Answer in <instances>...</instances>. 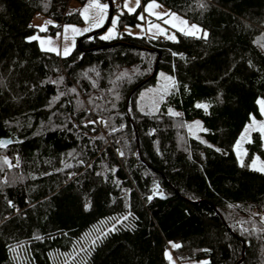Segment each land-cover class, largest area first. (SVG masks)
<instances>
[{
    "label": "trees",
    "instance_id": "1",
    "mask_svg": "<svg viewBox=\"0 0 264 264\" xmlns=\"http://www.w3.org/2000/svg\"><path fill=\"white\" fill-rule=\"evenodd\" d=\"M155 1L208 38L122 32L138 8L119 14L116 38L84 35L59 56L19 24L32 10L82 23L70 0H0V264H169L170 242L177 264H264V173L248 165L264 159L261 136L243 167L234 150L261 116L264 0ZM159 72L175 86L143 113L134 96ZM192 120L201 139L185 134Z\"/></svg>",
    "mask_w": 264,
    "mask_h": 264
},
{
    "label": "rangeland",
    "instance_id": "2",
    "mask_svg": "<svg viewBox=\"0 0 264 264\" xmlns=\"http://www.w3.org/2000/svg\"><path fill=\"white\" fill-rule=\"evenodd\" d=\"M100 2L104 3V4H108L105 0H100ZM150 2H152V0H149V1L145 2V3H143V4L141 3L140 7H139L140 10H139L137 19H138L140 14H143L145 16V20L141 21V20L138 19V21L134 25L124 24L123 27H122V32H124L126 34H129L128 30L130 29L131 33H132L131 36H133V37H138V38H142L143 37L145 39H151V40H157L159 37H164L166 40L172 41V40L167 39L166 35H164V34H158L157 38H155V39L150 38V37H152L153 33L156 30L153 29L152 32L148 31L149 22L154 23V24H159L161 27L165 28L167 30V34L168 35H171V34L174 33L176 35V37H177V32H179L177 29L172 28L170 25L164 24L163 20H159V19L156 18V16H153V15L149 14L147 11H145L146 6ZM86 3H88V0H85L82 3L77 1V0H70L69 8L71 10H73V11L78 10V9H82L85 6ZM112 3H113V6L115 7L116 10H115V12L112 15L111 22L116 16H119V14L121 12L122 13L123 12L129 13L127 11V9L124 8L125 0H112ZM155 3L161 5V7L158 8V9H154V11H156L158 13H164V12L175 13V12H171L166 6L158 3L157 1H155ZM135 6H136V0H130L129 7H135ZM137 9L138 8H136V10ZM92 11H95V10H92ZM175 14L177 16L181 17L183 20H186L183 16H181V15H179L177 13H175ZM0 15L4 16V18L7 17L6 15H4V13L1 10H0ZM80 16L82 17L81 14H80ZM107 16H108V10H107V15H106V18L104 20L103 25L105 24V22L107 20ZM168 18L169 17H167V16L164 17V19H168ZM48 20L49 19L43 17L42 15H40L38 13H34V15H33L32 11H30L28 17L26 19H24V20L22 19V23L19 24V25L22 24V26H26L27 24H30V25H32V27H34V30L27 34L26 40L28 41V43L33 44L35 46V48H37V49H39L41 51H43V50L41 49V43L40 42H41V40H43V41H45V47L56 46L62 52L64 47L68 46V47L72 48V50H71V52H72L73 49L77 45V41H78L79 37H82L84 35H88L89 33H92L93 31L98 30V29H100L103 26L102 25L101 27H94L90 31L83 32L82 34H79V35L73 33L71 30H69V32L67 33L68 39L65 40L64 39V26L65 25H73V26H76L79 29H84V28H88L90 26L91 21L86 22L83 19V17H82V20H83L82 23H77L76 24V23L66 22L64 24L58 25V27H56L55 23H52V24H49L47 26V30L46 31H40V26H43L45 24V22L48 21ZM111 22H110V24H109L107 29H105L104 31L99 33V37L100 38L108 34V29L112 27V23ZM138 24L142 25L143 31L141 30V27H137ZM19 25H17V26H19ZM50 25H52L53 27H50ZM188 25L190 26V25H197V24L188 22ZM197 26H199V25H197ZM199 28H201V27L199 26ZM203 31H205V30H203ZM118 33H119V31H118V23H117V26L115 28V36H114V38H116L119 35ZM179 33H181V32H179ZM58 34H60L59 37H58ZM199 35L202 36V33H200ZM33 36H38L39 39L30 40L29 38L33 37ZM49 39H51L53 41L52 45H49L47 43V41ZM108 40H110V39H108ZM73 42H74V47H73ZM46 52H50V53L56 54L55 52H51V51H46ZM59 56H63V55H59ZM161 73L162 72H159L157 74V77H156L155 82L153 84H149L148 86L142 88L134 96V101H135L134 105H135V107L137 109H139L143 113L145 112L147 114H153L154 112H156L158 110V108H159L160 103L164 99L165 95L167 94V92H169L170 88L172 87V82L166 81L164 79V77L161 76ZM164 76H168V75L164 74ZM165 84L168 85L167 91H164V85ZM259 100H261V99H259ZM258 106H259V111H260V105L258 104ZM260 114H261V116L259 118L255 117L256 121L264 122V114H262L261 111H260ZM196 122H199V124H197ZM251 123H252V120L250 118L249 122L245 125V127L242 130V132L239 134L235 145L237 144V141H239L241 139V136L244 133V130H245L246 126H248ZM189 126H191V127H189ZM184 129H185L184 130L185 134L188 137L201 139V137L203 136L201 134V131L203 130V128H202L200 120H195V121L192 120L190 122H185L184 123ZM254 132H258L259 135L261 136L262 146L264 148V133H260L258 131V125H257V130H252L250 132V134L246 137V139L241 141V146H240V149H239L240 156L237 155V150H236L235 145H234V150H235V153H236V156H237V159H238L239 162H240L241 158L242 159L244 158V156L246 154V143L250 141L251 135ZM120 152H121L120 150H117V154L120 157H122L120 155ZM256 157H259V156L258 155H253L252 156V158H251V160L249 161V164H248L249 166L251 165L253 159H255ZM260 166H264V159L261 158V157H259V160L257 161V168H259ZM173 245H175V244L173 242H170L168 248H166V250H165V256L168 259L169 264H177V261H176L174 255H173V253H172ZM169 256L171 257V259H169Z\"/></svg>",
    "mask_w": 264,
    "mask_h": 264
},
{
    "label": "snow or ice",
    "instance_id": "3",
    "mask_svg": "<svg viewBox=\"0 0 264 264\" xmlns=\"http://www.w3.org/2000/svg\"><path fill=\"white\" fill-rule=\"evenodd\" d=\"M129 3L130 0H125V4H124V8L127 9V11L129 13H135L136 12V8L140 7L141 4V0H136V6L135 7H129ZM47 7V5H45V8ZM161 5L155 3V0H152V2H150L146 8L145 11H147L149 14L156 16L157 19L159 20H163L164 24H168L170 25L172 28L177 29L179 32L183 33L185 36H192V37H197V38H203V39H207L208 38V33L206 31H203L201 28H199V26L197 25H188V22L186 20H183L181 17L177 16L175 13H170V12H164V13H158L156 11H154V9H158L160 8ZM201 7H204L203 4H201ZM109 8L108 4H104L101 3L100 0H88V3L85 4V6L82 9H78L75 11H78L83 19L88 22L91 21L90 26L88 28H84V29H79L76 26L73 25H65L64 26V39L67 40L68 36L67 33L69 32V30H71L73 33L79 35L82 34L83 32H87L90 31L92 28L94 27H101L104 23V20L106 18L107 15V10ZM95 10V11H92ZM91 13V14H90ZM72 13L70 12L69 15H71ZM121 14H123L121 12ZM169 17L168 19H164V17ZM139 20L144 21L145 20V16L143 14H140L138 17ZM119 21V16H116L113 20H112V27L108 29V34L101 37V39H112L115 36V28L117 26V23ZM53 22L51 20H48L45 22V24L43 26H40V31H46L47 30V26L49 24H52ZM30 27H32V25H30ZM137 27H141V30L143 31L142 25H137ZM153 29H155L156 31L153 33L152 39L157 38L158 34H164L166 35V38L175 42H178L176 35L173 33L171 35L167 34V30L163 27H161L159 24H154L149 22V26H148V31L152 32ZM129 34L131 35V30H128ZM202 33V36H200L199 34ZM60 34H58L59 37ZM30 40H36L39 39L38 36H33L29 38ZM262 41H264V38H261V41H257V43L261 44V47H264V43H262ZM41 49L43 51H51V52H55L57 55H63V56H68L71 53L72 48L65 46L63 51L61 52L59 50L58 47L56 46H50V47H45V41L41 40ZM47 43L49 45L53 44V41L51 39H49L47 41ZM73 47H74V42H73ZM173 55H180L181 57L183 56V54H177V53H173ZM124 75H127V73H125ZM161 76L164 77V79L166 81H170L172 82V86H175V81L173 77L170 76H164L163 73H161ZM63 78H61V82H62ZM53 83H56V81H53ZM168 89V85L165 84L164 85V91H167ZM71 92H75L76 89L72 88L70 89ZM61 95H63V93H61ZM55 99H59V97H56ZM258 104L260 105V111L262 114H264V99H261L258 101ZM199 108H204L205 111H207L209 105L207 104H197L196 105ZM171 115L174 116H180L181 113L178 112H171ZM252 123L249 124L248 126H246L244 133L241 136V139L239 141H237V144L235 145V148L237 150V155L240 156V146H241V141L245 140L246 137L250 134V132L252 130H257V125H258V131L260 133H264V122H258L256 121V118L253 116L251 117ZM100 123H104L103 120L99 121ZM89 123L95 124L97 123V121H89ZM197 124H199V122H196ZM191 127V126H189ZM206 131V129H205ZM11 141H4V140H0V147H6L8 143H10ZM217 151H220V149H217ZM120 155L123 156L124 153L120 152ZM259 160V157H256L255 159H253L250 167L253 170H257L260 171L262 173H264V166H260L259 168H257V161ZM3 164H6L8 167H12L13 165L11 164V162L9 161V159L7 157H3L2 159ZM240 166L243 167L244 166V162L243 159H240ZM65 167H71V165H65ZM149 199H151V197H149ZM9 205L13 206L11 201H9ZM90 207V205H89ZM229 207H232L231 205H229ZM128 217L125 216L123 217L124 220H126ZM119 222V221H118ZM115 226H113V228L111 229V231H115ZM103 235H107V233H104ZM37 239H40V237H37ZM101 237H97L96 240H92V245H95L97 243V240H100ZM180 245H173V247H179ZM84 249H82L83 251ZM207 251V250H205ZM169 259H171V257L169 256Z\"/></svg>",
    "mask_w": 264,
    "mask_h": 264
},
{
    "label": "water",
    "instance_id": "4",
    "mask_svg": "<svg viewBox=\"0 0 264 264\" xmlns=\"http://www.w3.org/2000/svg\"><path fill=\"white\" fill-rule=\"evenodd\" d=\"M106 2H107L108 5H109L107 20H106L105 24H104L100 29L93 31L92 33H89V34H88L89 36H90V35H93V34H99V33H101V32L104 31V30L107 28V26L110 24L111 19H112V15H113V3H112V0H106ZM158 59H159V56H158L157 60H158ZM154 73H155V69H154ZM154 73H153V74H154ZM153 74H152V75H153Z\"/></svg>",
    "mask_w": 264,
    "mask_h": 264
},
{
    "label": "built area",
    "instance_id": "5",
    "mask_svg": "<svg viewBox=\"0 0 264 264\" xmlns=\"http://www.w3.org/2000/svg\"><path fill=\"white\" fill-rule=\"evenodd\" d=\"M158 40H159L160 42H164V41H165V38H164V37H159Z\"/></svg>",
    "mask_w": 264,
    "mask_h": 264
},
{
    "label": "crops",
    "instance_id": "6",
    "mask_svg": "<svg viewBox=\"0 0 264 264\" xmlns=\"http://www.w3.org/2000/svg\"><path fill=\"white\" fill-rule=\"evenodd\" d=\"M32 13H33V15H34V11L32 10ZM30 22V21H29Z\"/></svg>",
    "mask_w": 264,
    "mask_h": 264
}]
</instances>
